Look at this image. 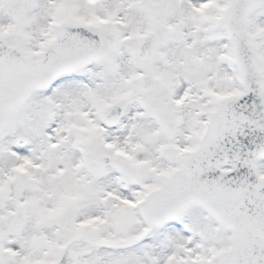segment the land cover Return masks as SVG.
I'll return each mask as SVG.
<instances>
[{
	"label": "snow or ice",
	"instance_id": "obj_1",
	"mask_svg": "<svg viewBox=\"0 0 264 264\" xmlns=\"http://www.w3.org/2000/svg\"><path fill=\"white\" fill-rule=\"evenodd\" d=\"M0 264H264V0H0Z\"/></svg>",
	"mask_w": 264,
	"mask_h": 264
}]
</instances>
